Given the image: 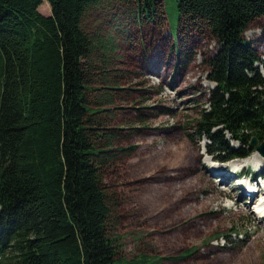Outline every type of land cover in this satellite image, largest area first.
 <instances>
[{
	"label": "trees",
	"instance_id": "trees-1",
	"mask_svg": "<svg viewBox=\"0 0 264 264\" xmlns=\"http://www.w3.org/2000/svg\"><path fill=\"white\" fill-rule=\"evenodd\" d=\"M107 1H134L151 17L160 0H0V264H125L115 252L103 185L116 160L113 136L100 122L105 110L89 98L107 51L97 58L105 42L82 28L85 12ZM44 2L49 16L39 12ZM174 6L177 36L184 21L218 46L207 62L215 87L194 123L208 142L205 153L218 163L245 159L255 151L252 139L264 140V106L253 95L264 87L255 66L264 60L243 33L264 19V0H174ZM174 56L178 66L179 46ZM106 77L97 80L105 85ZM110 97L95 105H111ZM184 149L179 165L188 169L195 148ZM158 261L143 257L136 264Z\"/></svg>",
	"mask_w": 264,
	"mask_h": 264
},
{
	"label": "rangeland",
	"instance_id": "rangeland-1",
	"mask_svg": "<svg viewBox=\"0 0 264 264\" xmlns=\"http://www.w3.org/2000/svg\"><path fill=\"white\" fill-rule=\"evenodd\" d=\"M39 12L50 15L47 2ZM145 13L134 1H107L88 9L82 19L91 39L105 42L96 47L97 58L107 51V63L96 65L91 79L98 91L89 98L94 108L105 110L100 122L113 136L116 160L105 170L103 185L117 257L125 264L143 257L159 259L154 264H264V224L252 210L262 197L252 198L256 201L250 210L234 206L245 183L264 187L261 178H250L264 174L262 159L240 169L238 159L215 162L205 153L208 142L199 139L194 125L215 87L207 62L218 46L206 31L184 21L177 36L174 0L157 2L151 17L148 10ZM243 37L264 60V19L252 21ZM255 66L264 77V67ZM101 75L107 76V84L99 83ZM105 95L111 96V105L96 106ZM253 95L264 106V87ZM193 147L194 158L188 156L193 165L184 169L179 165L184 148L190 154ZM213 167L238 175L220 186L228 177L222 178ZM231 190L234 196L229 198L225 193ZM182 253L180 260L169 261Z\"/></svg>",
	"mask_w": 264,
	"mask_h": 264
},
{
	"label": "bare ground",
	"instance_id": "bare-ground-1",
	"mask_svg": "<svg viewBox=\"0 0 264 264\" xmlns=\"http://www.w3.org/2000/svg\"><path fill=\"white\" fill-rule=\"evenodd\" d=\"M254 152H256V151H254ZM253 153V152H252ZM251 153V154H252ZM251 157V158H250ZM250 157H247V158H245V159H241V160H235L236 161V164L238 165V167H237V169H240V168H245V167H248L247 165L248 164H250V163H253V164H256V159L257 158H261L262 159V163H264V158H262L259 154H258V152H256L255 153V155H252V156H250ZM189 163V162H188ZM234 167V166H233ZM213 170H214V172H217V173H219V174H221V175H223L222 176V178H224V177H226L225 175H227V177H228V180L226 181V183H221V181H222V179L220 180V182H219V184H220V186H227L229 183H231L232 182V177L233 176H237L238 174H237V172H229V171H233L232 169H230V170H228L227 172H225V173H222V169H217V168H215V167H213ZM259 172V171H258ZM257 172V173H258ZM217 173H214V175H212V176H219V174H217ZM220 178V177H219ZM219 178H218V180H219ZM241 187L239 186V189H240ZM264 193V187H261V186H249V184H244V186H243V192H242V196L240 195L239 196V200H240V202L239 203H246L245 205H244V207H240L239 206V203H234V206L239 210V211H241L242 212V209L244 208H247L248 210H250V203H253V202H255L256 201V195L257 194H259L260 195V197H262V198H260V200L259 201H257L254 205V208H252V210H253V212L255 213V215H256V218L262 223V224H264V194L262 195L261 193L262 192ZM232 192H233V190H231V192H226L225 193V195L226 196H229V198L231 197V196H234L233 194H232ZM243 194H244V196H243ZM262 195V196H261ZM253 197H256V198H254L253 200L254 201H252V198ZM246 199H249V203H247L245 200ZM251 200V201H250Z\"/></svg>",
	"mask_w": 264,
	"mask_h": 264
},
{
	"label": "water",
	"instance_id": "water-1",
	"mask_svg": "<svg viewBox=\"0 0 264 264\" xmlns=\"http://www.w3.org/2000/svg\"><path fill=\"white\" fill-rule=\"evenodd\" d=\"M251 148H255V151L258 152V154L264 158V140L258 144V141L253 138L251 143H250Z\"/></svg>",
	"mask_w": 264,
	"mask_h": 264
}]
</instances>
